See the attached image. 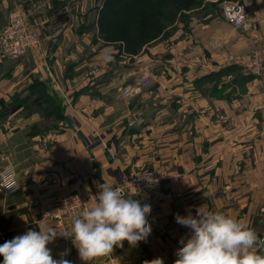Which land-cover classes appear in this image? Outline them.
I'll list each match as a JSON object with an SVG mask.
<instances>
[{"label": "crops", "instance_id": "crops-1", "mask_svg": "<svg viewBox=\"0 0 264 264\" xmlns=\"http://www.w3.org/2000/svg\"><path fill=\"white\" fill-rule=\"evenodd\" d=\"M102 2L0 0V29L18 5L31 9L41 36L40 47L20 59L0 58V171L12 167L19 185L0 195V245L39 231L36 195L77 193L90 207L99 184L120 188L139 170L162 179V198L132 196L151 205L152 232L94 264H174L178 248L163 232L176 214L202 206L264 235V88L243 71L264 46V0L249 3L260 30L248 40L220 17L181 23L164 45L141 53L149 55L145 73H127L138 56L98 38ZM153 64L162 73L150 72ZM92 66L99 71L87 76ZM141 75L149 85L124 99L123 88ZM48 247L54 259L67 252L71 264H82L70 239Z\"/></svg>", "mask_w": 264, "mask_h": 264}, {"label": "clouds", "instance_id": "clouds-1", "mask_svg": "<svg viewBox=\"0 0 264 264\" xmlns=\"http://www.w3.org/2000/svg\"><path fill=\"white\" fill-rule=\"evenodd\" d=\"M98 187L96 202L90 207L86 203L78 207L75 202L79 198H72L75 210L70 213L66 228L49 225L46 218L50 214L46 213L39 231L27 230L0 245L3 264H71L65 258L67 252L61 253L59 259L53 258L48 246L58 238L72 241L82 264H94L98 257L112 256L114 248H122L125 241L130 247L145 241L152 232L148 219L151 205L142 204L108 182ZM175 219L190 231L179 240L181 247L175 252L174 264H264V237L245 221L206 210V206L198 208L195 216L176 214ZM144 264L164 261L156 258Z\"/></svg>", "mask_w": 264, "mask_h": 264}, {"label": "built area", "instance_id": "built-area-1", "mask_svg": "<svg viewBox=\"0 0 264 264\" xmlns=\"http://www.w3.org/2000/svg\"><path fill=\"white\" fill-rule=\"evenodd\" d=\"M222 9L224 19L233 28L246 29L247 11L245 8L229 3ZM37 25V21L32 18L31 9H23L21 6L14 5L8 12L6 23L0 29V58L17 60L40 47L41 36L37 31ZM98 71V67L92 66L86 75L94 76ZM244 73L264 88V46H260L259 49L251 53L244 67ZM148 85L147 77L142 76L134 85L123 88L121 95L124 99L140 95ZM149 180L152 183H149ZM161 186L162 179L157 173L151 170H139L125 175L120 188L124 190L126 195L139 196L151 202L155 198L163 197ZM18 189L19 185L13 168L8 166L2 169L0 171V195L8 196ZM73 197L79 198L80 201L75 202L78 207L84 206L85 203L88 206V201L77 193L53 192L47 195H36L34 200L37 209V223H41L47 213L50 214L46 218L47 223L57 229L66 228L70 222V213L75 210L72 207ZM196 210L193 216L196 215ZM189 231L188 228L174 221L163 233L176 248H179L181 247L179 240L182 237H187Z\"/></svg>", "mask_w": 264, "mask_h": 264}, {"label": "trees", "instance_id": "trees-1", "mask_svg": "<svg viewBox=\"0 0 264 264\" xmlns=\"http://www.w3.org/2000/svg\"><path fill=\"white\" fill-rule=\"evenodd\" d=\"M205 0H103L98 13V38L119 44L127 56L166 39L174 23H185L189 8H199ZM174 28V29H173Z\"/></svg>", "mask_w": 264, "mask_h": 264}, {"label": "rangeland", "instance_id": "rangeland-1", "mask_svg": "<svg viewBox=\"0 0 264 264\" xmlns=\"http://www.w3.org/2000/svg\"><path fill=\"white\" fill-rule=\"evenodd\" d=\"M254 1H256V0H205L201 7H199V8H189V10L184 15L185 23H182V25L184 24L183 26H190V25H193V24H195V23H197L199 21L203 22L205 19H210V18L214 19V18H217V17L223 18V20H225L222 8L226 4H229V3L230 4H237V5L242 6L243 8H245V10L247 11V18H246L247 27H246V29L240 28V31H238L239 33L237 32L236 36L238 38L239 36L242 35V37L244 39L246 38L248 40L249 39L248 37H250V35L252 33H255V29L260 30V26H257V22H256L257 20L254 19V17H255L254 13L250 12L251 9H250V4L249 3L254 2ZM178 24H181V23L175 22L173 25H174V27H177ZM186 30H187V28H186ZM173 32H174V30L170 33L169 36H171V34ZM169 36L166 39H168ZM166 39L159 40L157 42H154L155 44L152 43V44H150L148 46H145V47L142 48V50L138 54L132 55V56H138V58H137V60L135 62H131L130 64H128L126 66V69L128 70L127 73H145V72H148V69L147 70L145 69V66L147 64V60L144 57L145 56H149V55H144L143 54V56H142L141 53H146L149 48L154 47L156 44L164 45L165 44L164 41ZM244 39H242L243 42L245 41ZM103 43L105 45H110V46H113V47L116 46V47L119 48V44H117V43L116 44L107 43V42H103ZM168 45L170 46V44H168ZM259 48H260V46H258L256 49H253V51H255V50L259 49ZM175 56H176L177 61H179L180 60V54H178V55L175 54ZM156 60H159V58H157ZM161 60L163 62V60H165V57L161 56ZM248 60H249V58H248ZM248 60H247V62H248ZM247 62L245 63V65L247 64ZM245 65H244V67H245ZM244 67H243V71H244ZM160 68H162V67L153 64L152 67L149 70L152 73H162V70ZM135 76H136V74L133 75V77H135ZM142 76H144V75H141L138 79H140ZM128 81L130 82V80H127V83H124V84H128L129 85ZM148 81H149V79H148Z\"/></svg>", "mask_w": 264, "mask_h": 264}]
</instances>
